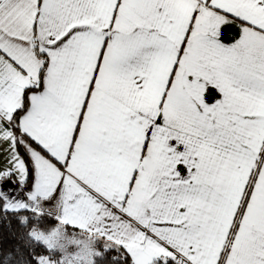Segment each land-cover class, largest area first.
Returning <instances> with one entry per match:
<instances>
[{"label":"snow or ice","instance_id":"1","mask_svg":"<svg viewBox=\"0 0 264 264\" xmlns=\"http://www.w3.org/2000/svg\"><path fill=\"white\" fill-rule=\"evenodd\" d=\"M0 224V264H264V0H0Z\"/></svg>","mask_w":264,"mask_h":264},{"label":"trees","instance_id":"2","mask_svg":"<svg viewBox=\"0 0 264 264\" xmlns=\"http://www.w3.org/2000/svg\"><path fill=\"white\" fill-rule=\"evenodd\" d=\"M13 227L15 228V222L13 223ZM11 238L8 235V230L0 224V245L7 247L9 243H11Z\"/></svg>","mask_w":264,"mask_h":264},{"label":"crops","instance_id":"3","mask_svg":"<svg viewBox=\"0 0 264 264\" xmlns=\"http://www.w3.org/2000/svg\"><path fill=\"white\" fill-rule=\"evenodd\" d=\"M230 35V34H229Z\"/></svg>","mask_w":264,"mask_h":264}]
</instances>
